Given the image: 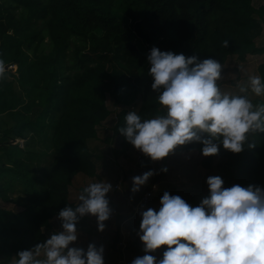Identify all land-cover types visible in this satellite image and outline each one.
I'll return each instance as SVG.
<instances>
[{
  "label": "trees",
  "instance_id": "1",
  "mask_svg": "<svg viewBox=\"0 0 264 264\" xmlns=\"http://www.w3.org/2000/svg\"><path fill=\"white\" fill-rule=\"evenodd\" d=\"M116 4L130 31L122 29ZM262 16L264 6H254L253 0H0V62L5 69L16 65L11 80L0 78V112L14 120L1 131L0 155L6 161L0 163V197L20 207L0 205V254L9 258L45 240L43 229L50 220L67 204L75 205L68 198L73 177L96 175L105 159L93 152L89 140L112 113L108 95L113 105H124L114 111L112 129L121 146L113 152L128 146L118 131L128 110L135 108L142 116L162 111L151 89L152 77L143 71L152 46L219 61L263 55L257 72L264 77V43L255 41ZM133 35L146 44L143 52L131 40ZM15 82L24 94L20 102L6 98ZM262 98L255 101L264 103ZM15 137L48 141L49 163L37 170L33 145L26 141L21 148L12 142ZM250 143L254 146L239 153L220 146L224 161L217 174L226 185L264 186V132L253 133ZM182 147L201 151L202 144ZM3 178L19 182L25 195L10 197V184L2 183ZM153 184L154 190L161 187L160 196L173 191L193 205L208 192L197 183L182 192L166 180L165 172L149 186Z\"/></svg>",
  "mask_w": 264,
  "mask_h": 264
},
{
  "label": "clouds",
  "instance_id": "2",
  "mask_svg": "<svg viewBox=\"0 0 264 264\" xmlns=\"http://www.w3.org/2000/svg\"><path fill=\"white\" fill-rule=\"evenodd\" d=\"M147 60L151 89L162 111L142 116L132 108L118 131L151 160L193 142L202 144L204 156L218 154L221 145L239 153L245 146H254L250 143L253 133L264 132V103H254L250 95L264 96V77L250 75L246 86L231 93L221 90L224 65L215 58L152 46ZM160 170L166 172L167 167ZM154 174L150 168L132 176L131 192L148 184ZM206 184L207 195L195 205L165 190L158 209L140 208L137 235L144 254L130 264H264V186L234 183L226 187L219 174L208 175ZM112 190L106 179L87 183L75 205L58 211L60 227L33 247L19 250L15 264H104V245L90 241L82 246L77 225L91 215L97 230L103 231L114 211L107 195ZM137 202L134 212L142 205ZM161 246V256L151 254Z\"/></svg>",
  "mask_w": 264,
  "mask_h": 264
},
{
  "label": "rangeland",
  "instance_id": "3",
  "mask_svg": "<svg viewBox=\"0 0 264 264\" xmlns=\"http://www.w3.org/2000/svg\"><path fill=\"white\" fill-rule=\"evenodd\" d=\"M253 4L256 7L264 6V0H253ZM114 12L121 22L122 29L124 31H130L129 20L123 16V11L118 8L117 4L114 7ZM260 27L256 30L258 33L256 35L255 41L257 44L264 43V16L259 18ZM138 49L143 52L146 44L140 40L136 35H133L131 39ZM263 55H251L248 54L244 61L239 60L235 56H229L224 61H221L224 67L222 68L223 78L219 81L221 90L231 93H238L241 86H246L248 83V77L250 75H258L257 65L262 60ZM16 65L5 69L7 73H0V78L4 77L5 80H11L12 74L16 73ZM150 68V62L146 60L143 66V71L146 75H149L148 69ZM144 74V75H145ZM252 95L254 103H257L256 97L262 98L263 96ZM24 94L22 88L18 83H14L12 92L6 91V98H15L17 102H20L24 99ZM263 99V98H262ZM106 103L110 107L112 113L101 122L98 126L97 136L89 140L90 146L93 149V152L96 155L102 156L105 159L104 162H99L96 168L95 176H87L83 173H77L74 176L71 185L69 186V200L73 201L74 204L78 202V194L80 190L87 184L93 181L106 179L113 184L117 183L115 180L119 175H123L122 179V190H113L108 193L112 203L116 205L113 207L114 211L113 217H110L105 221L106 227L103 231L97 230L96 219L94 216L86 215L89 218H81L78 223L79 229V243L86 247L90 241H95L97 245H104V264H120L118 262L119 258H123L121 264H130V261L135 258L137 255H143L142 242L140 241L137 230L132 229L129 225L132 224L135 226L138 219L141 217L139 215V210L141 207H159V196L162 192L161 187H158L153 191L152 196L149 197L148 202L141 203L138 205L137 211L134 212L133 203L137 202L142 190L147 188L153 178L156 175L163 174L165 171L160 169L164 166L167 167L165 172V178L170 184L176 185L177 189L182 190H191V187L194 186V183H197L201 190L208 189L206 184V177L208 175L217 174V170L220 165L223 163L224 159L219 154L204 156L201 151L196 148L184 149L181 146H178L176 150L168 155L165 158L160 160L153 161L150 157L145 156L142 152L137 150L130 142L126 149L123 152L115 151L114 149H119L121 141L118 137V134H115L112 126L115 123L114 120V111L115 113L124 107L123 104L113 105L110 95L106 98ZM127 108V107H126ZM14 123V120L6 113L0 112V138L2 137V130L11 126ZM8 139V138H7ZM30 137L24 138L22 148H26V141L29 144L33 145L34 150L37 152L38 156L35 159V164L37 170L48 164L52 156V148L48 141L40 140L35 138L34 142L30 141ZM1 153V152H0ZM6 158L0 155V163L5 162ZM38 165V166H37ZM154 169L156 174L149 178V183L141 186L140 190L133 193L131 189L128 190L127 186L130 187L132 184V176L137 174H142L148 169ZM121 178V177H120ZM115 182V183H114ZM2 183L10 184L8 192L10 197H17L25 195L22 185L15 181L10 180V178H3ZM42 186V184H39ZM228 186V185H224ZM150 187V186H149ZM171 194L175 192L171 191ZM196 196L201 198L202 192L199 190L195 191ZM0 205L13 208L14 210L20 209L15 202L6 201L0 197ZM133 213L132 216H129V223H122L121 220L123 216ZM116 221V222H115ZM60 227V220L58 217H54L50 220L49 227H46L44 233L46 234L45 239L49 236L51 231L56 230ZM138 227V226H137ZM139 228V227H138ZM118 232V233H116ZM120 239L118 238V235ZM115 238V239H114ZM118 238V239H117ZM117 239V240H116ZM115 240V242H114ZM107 244H110L109 247ZM114 245L115 250L112 248ZM164 246H161V249L156 250L155 253L158 257L162 255V249ZM120 250V251H119ZM16 253L12 254L9 258H6L3 254H0V264H15L17 257ZM43 252H41V256Z\"/></svg>",
  "mask_w": 264,
  "mask_h": 264
},
{
  "label": "built area",
  "instance_id": "4",
  "mask_svg": "<svg viewBox=\"0 0 264 264\" xmlns=\"http://www.w3.org/2000/svg\"><path fill=\"white\" fill-rule=\"evenodd\" d=\"M23 142H24V138H21V137H16L13 140V143L18 145L19 147H21L23 145ZM155 186L156 185L153 184L152 186L145 188L143 193H142V195H141V197L139 198L137 204L148 202L149 197L152 196V193H153V191L155 189ZM114 188L117 189V190H122V178L117 180V183L114 184ZM111 217H113V214H112ZM120 261L123 262L122 260H120Z\"/></svg>",
  "mask_w": 264,
  "mask_h": 264
},
{
  "label": "crops",
  "instance_id": "5",
  "mask_svg": "<svg viewBox=\"0 0 264 264\" xmlns=\"http://www.w3.org/2000/svg\"><path fill=\"white\" fill-rule=\"evenodd\" d=\"M75 176H78V175H75ZM120 177L122 178L123 177V175L121 174V175H119V177L117 178V179H120ZM123 179V178H122ZM117 180H115V182H116ZM114 182V183H115ZM113 188H114V184H113ZM127 189L128 190H130L131 189V186L130 187H128L127 186ZM142 192H143V190H142ZM142 192H141V194H142ZM137 201H138V199H137ZM110 203H111V206H113V207H116V205L115 204H113L112 203V200H110ZM135 204V201H134V203H133V205ZM130 214L129 215H127V217L126 216H123L122 218V220H121V224L122 223H124V221H125V223L127 222V223H129L130 221L128 220L129 219V216H132L133 215V213H131V212H129ZM115 214H116V212H115ZM116 216H117V214H116ZM89 217H91V216H89ZM89 217H87V216H84L83 218H89ZM141 218V217H140ZM116 222V221H115ZM129 225H131L130 227L132 228V229H138V227H139V224L137 223V224H135V226L134 225H132V224H130L129 223ZM138 226V227H137ZM79 229H83L82 227L80 228V227H78ZM109 247H111V245L110 244H107Z\"/></svg>",
  "mask_w": 264,
  "mask_h": 264
}]
</instances>
